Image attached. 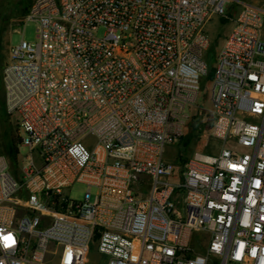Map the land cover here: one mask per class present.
Returning <instances> with one entry per match:
<instances>
[{
	"label": "built area",
	"instance_id": "obj_1",
	"mask_svg": "<svg viewBox=\"0 0 264 264\" xmlns=\"http://www.w3.org/2000/svg\"><path fill=\"white\" fill-rule=\"evenodd\" d=\"M218 147L166 158L209 75ZM10 47L0 264H264V9L239 0H34ZM104 30V37L96 34ZM86 186L81 200L72 188ZM7 238V239H6Z\"/></svg>",
	"mask_w": 264,
	"mask_h": 264
},
{
	"label": "rangeland",
	"instance_id": "obj_2",
	"mask_svg": "<svg viewBox=\"0 0 264 264\" xmlns=\"http://www.w3.org/2000/svg\"><path fill=\"white\" fill-rule=\"evenodd\" d=\"M34 0H0V75L3 74V69L8 62L10 47L18 46L21 41L27 42L37 41L36 22H27L21 26L23 17L20 16L19 9H28ZM245 4L259 5L264 9V0H239ZM24 6V7H23ZM231 29V22L221 24L218 19H215L207 26L208 34L212 40L210 50L206 54V58L210 63V68H215L216 59L223 44V41ZM104 30L98 31V37H104ZM210 90L211 83L205 78L201 84V92L198 101L191 113L195 121V128L192 125L186 127V132L182 140L172 147L167 149L166 158L173 162L178 172H181L184 166V161L196 154H209L217 147L216 141L211 136L213 119L210 114ZM6 113H8L6 109ZM15 117L11 122L15 125ZM193 121V122H194ZM192 123V121L190 122ZM193 124V123H192ZM2 126L0 124V154H4L2 144ZM19 152L22 156L28 153L27 148L20 147ZM213 154V153H211ZM185 159V160H184ZM86 186L82 184L75 185L70 197L72 200H81ZM91 264H103L107 261L106 257L99 255L93 247L92 255L90 256ZM208 264H216L214 261H209Z\"/></svg>",
	"mask_w": 264,
	"mask_h": 264
},
{
	"label": "trees",
	"instance_id": "obj_3",
	"mask_svg": "<svg viewBox=\"0 0 264 264\" xmlns=\"http://www.w3.org/2000/svg\"><path fill=\"white\" fill-rule=\"evenodd\" d=\"M30 7L24 10L19 9L20 16L23 17L22 19H24V17L28 13ZM208 65H209V75L207 76V80L211 82L214 77L215 68L213 67L210 68L209 61H208ZM11 119H13V116L6 113V102H5V95H4V89L2 83V75H0V124L2 126L1 138H2L3 150H4V155L8 156L11 160H15L17 158V155L19 154V137L17 134L18 126H17V121H15V125H14L11 122ZM191 121L193 124L189 123L188 125L191 124L192 127L195 128L196 123L193 120V118L191 119ZM185 162L186 160L184 161V164Z\"/></svg>",
	"mask_w": 264,
	"mask_h": 264
},
{
	"label": "bare ground",
	"instance_id": "obj_4",
	"mask_svg": "<svg viewBox=\"0 0 264 264\" xmlns=\"http://www.w3.org/2000/svg\"><path fill=\"white\" fill-rule=\"evenodd\" d=\"M253 5V4H252Z\"/></svg>",
	"mask_w": 264,
	"mask_h": 264
},
{
	"label": "snow or ice",
	"instance_id": "obj_5",
	"mask_svg": "<svg viewBox=\"0 0 264 264\" xmlns=\"http://www.w3.org/2000/svg\"><path fill=\"white\" fill-rule=\"evenodd\" d=\"M7 239V238H6Z\"/></svg>",
	"mask_w": 264,
	"mask_h": 264
}]
</instances>
